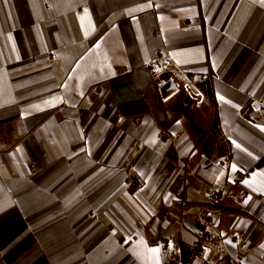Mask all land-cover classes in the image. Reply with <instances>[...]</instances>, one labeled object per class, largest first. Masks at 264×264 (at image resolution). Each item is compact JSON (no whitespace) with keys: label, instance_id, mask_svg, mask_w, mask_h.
<instances>
[{"label":"crops","instance_id":"1","mask_svg":"<svg viewBox=\"0 0 264 264\" xmlns=\"http://www.w3.org/2000/svg\"><path fill=\"white\" fill-rule=\"evenodd\" d=\"M263 101L262 0H0V264H185L219 189L264 264Z\"/></svg>","mask_w":264,"mask_h":264},{"label":"built area","instance_id":"2","mask_svg":"<svg viewBox=\"0 0 264 264\" xmlns=\"http://www.w3.org/2000/svg\"><path fill=\"white\" fill-rule=\"evenodd\" d=\"M148 69L154 74V79L158 85L165 83L171 84L176 89H182L184 82L180 79L179 74L183 73L178 65L170 58L154 57L147 61ZM205 78L212 81L215 78V74L210 69L206 72ZM264 112V101H263ZM230 189L213 190L207 195V202L209 205L215 208L214 211L205 213L204 222H196L192 224L189 229L193 235V242L191 246L192 259H201L206 262L205 258L209 252V245L224 240H232L238 242L240 236L230 227H224L219 232H214L210 229V225L213 222L215 214H221L224 216L227 212L226 201L231 195ZM179 204L180 212L182 213L185 205L188 203L184 197H181L176 201ZM179 223L183 224V219L180 217ZM169 246L172 243L168 242ZM172 249L173 247H167ZM167 264H181L175 262H168ZM219 264H235L231 259H222Z\"/></svg>","mask_w":264,"mask_h":264},{"label":"rangeland","instance_id":"3","mask_svg":"<svg viewBox=\"0 0 264 264\" xmlns=\"http://www.w3.org/2000/svg\"><path fill=\"white\" fill-rule=\"evenodd\" d=\"M205 260H207V264H218V258L216 257V255L215 254H207V256H206V258H205ZM193 262V259H192V257H190L189 259H188V261L187 262H185V264H193L192 263ZM234 262V261H233ZM235 263V262H234Z\"/></svg>","mask_w":264,"mask_h":264},{"label":"snow or ice","instance_id":"4","mask_svg":"<svg viewBox=\"0 0 264 264\" xmlns=\"http://www.w3.org/2000/svg\"><path fill=\"white\" fill-rule=\"evenodd\" d=\"M262 2H264V0H262ZM220 99L223 101L224 100V98L223 97H220ZM262 131H264V129H262ZM238 148L240 147V145H236ZM236 170V167H235V165H233V171H235ZM245 183H247V181L245 182ZM151 251L152 252H158V249H151Z\"/></svg>","mask_w":264,"mask_h":264}]
</instances>
